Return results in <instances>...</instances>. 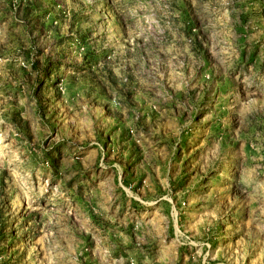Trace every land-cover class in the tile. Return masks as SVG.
Segmentation results:
<instances>
[{"label":"rangeland","instance_id":"obj_1","mask_svg":"<svg viewBox=\"0 0 264 264\" xmlns=\"http://www.w3.org/2000/svg\"><path fill=\"white\" fill-rule=\"evenodd\" d=\"M0 264H264V0H0Z\"/></svg>","mask_w":264,"mask_h":264}]
</instances>
